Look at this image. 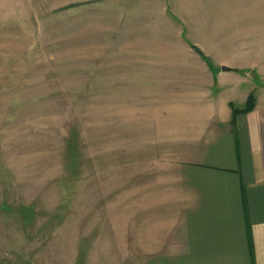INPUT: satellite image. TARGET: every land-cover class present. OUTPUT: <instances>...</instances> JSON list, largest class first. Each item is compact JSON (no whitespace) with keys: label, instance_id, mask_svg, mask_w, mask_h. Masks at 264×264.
Returning a JSON list of instances; mask_svg holds the SVG:
<instances>
[{"label":"rangeland","instance_id":"374dc122","mask_svg":"<svg viewBox=\"0 0 264 264\" xmlns=\"http://www.w3.org/2000/svg\"><path fill=\"white\" fill-rule=\"evenodd\" d=\"M222 76L264 92V0H0V264L143 262Z\"/></svg>","mask_w":264,"mask_h":264},{"label":"crops","instance_id":"0c3cea01","mask_svg":"<svg viewBox=\"0 0 264 264\" xmlns=\"http://www.w3.org/2000/svg\"><path fill=\"white\" fill-rule=\"evenodd\" d=\"M218 82L219 95L183 132L180 214L163 241L134 251L147 254L138 264H264V92L234 125L231 105L244 108L255 87Z\"/></svg>","mask_w":264,"mask_h":264},{"label":"trees","instance_id":"16d2710c","mask_svg":"<svg viewBox=\"0 0 264 264\" xmlns=\"http://www.w3.org/2000/svg\"><path fill=\"white\" fill-rule=\"evenodd\" d=\"M201 57L208 61V59L204 55H202ZM209 64H211V63H209ZM256 101H257L256 96L252 93L249 96L244 108L239 109V108H236L234 105H231V108L233 110V122H232V124L235 125L236 119L239 115L248 114V113L252 112L256 107Z\"/></svg>","mask_w":264,"mask_h":264},{"label":"water","instance_id":"95a60500","mask_svg":"<svg viewBox=\"0 0 264 264\" xmlns=\"http://www.w3.org/2000/svg\"><path fill=\"white\" fill-rule=\"evenodd\" d=\"M223 71L227 72V71H229V69L228 68H223Z\"/></svg>","mask_w":264,"mask_h":264}]
</instances>
